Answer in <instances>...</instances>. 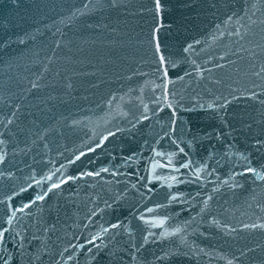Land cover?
Listing matches in <instances>:
<instances>
[{
  "label": "snow or ice",
  "instance_id": "snow-or-ice-1",
  "mask_svg": "<svg viewBox=\"0 0 264 264\" xmlns=\"http://www.w3.org/2000/svg\"><path fill=\"white\" fill-rule=\"evenodd\" d=\"M15 2L16 0H13V3ZM168 2L169 0H148L147 4L142 3L138 6V13L149 16L151 23L143 39L135 41L136 45L144 49V56L139 59L136 68L126 67L123 61L117 68L111 57L108 61H104L101 57L102 64L111 62L115 71H127L126 79L138 77L142 81L137 89H129V93L138 92L134 98L138 103L133 104L127 111L123 109L118 111L119 115L131 117L128 120L129 128L132 132L139 133L143 139V144L138 145V150L131 151L129 155L121 158L123 165L101 166L98 170L91 167L95 161L89 154L94 156L97 150L106 147L110 138H115L117 133L124 131L123 128L115 125H113L115 131L105 128L99 133H94V138H90L91 143L85 142L80 147L69 150L71 158L64 156L62 152H57L56 156L64 159V163H60L57 167L58 161L49 156L52 149L48 139V134L57 126L56 123L40 128L39 119H34L31 124L35 131L32 128L27 129V134L21 140L18 133L26 131L16 123L21 105L15 104L10 110L11 114L6 113L0 119V264H72L73 261L75 264H96L98 258L105 253L113 260H122L123 256L118 254H126L129 258L128 264H160L170 255L169 252L161 250V255L153 253L152 261L139 258L150 240L163 242L169 236L179 235L181 244L187 245V230L193 224H197L193 231H199V223L214 225L224 230L228 236L237 232V228L231 227L229 223H221L211 211L212 201L221 188L242 190L250 183L248 200L254 202L256 209L264 213V0H253L251 4H245L242 12L225 13V19L215 26V33L212 35L213 41L218 37L228 36L236 37L237 40L246 41L251 45L253 50L243 46L236 49L237 52L247 53L253 61L259 60V66L255 62L250 63L251 71L244 73V83L233 80L230 74L216 75L234 63L228 59L229 55H235L230 49L222 51L218 57L209 55L198 62L200 53H197L196 48L201 45V40L193 39L191 42H185L178 51L162 43L160 32L164 29L163 14ZM107 6L128 7L123 5L121 0H111ZM84 7L87 8V5ZM253 16L257 19H253ZM104 27L108 26L104 25ZM257 28L261 43L247 39L258 34ZM108 30L117 31L116 28ZM18 39L21 44L25 43L24 39ZM104 43L123 46L125 42L113 39ZM128 43L131 44L132 41L129 40ZM55 44L59 48L61 41L57 40ZM200 51L202 53L204 49L201 48ZM239 58L243 59V57ZM48 59L51 62L52 57ZM130 59L135 58L130 57ZM142 66H147L148 71H142ZM47 71L48 65H45L42 72ZM33 75L35 78L28 81L29 87L21 88V92L27 94L34 89L47 86L40 82L42 75ZM56 75L58 76L59 72ZM73 75L96 77V82L89 85L96 88L104 83L99 77L108 75V72L103 66H94L90 72H73ZM116 79L120 77L117 75ZM233 84L236 86L233 87ZM7 87L8 85L5 84L4 88ZM17 87L19 88V83ZM66 87L71 89V83L69 82ZM146 90L150 91V96L146 97ZM11 95L8 93L4 96L9 104H11ZM62 95L74 99L67 92ZM55 98L54 93L41 100V103ZM242 98L250 101L252 106L247 112L239 114L238 120L230 119L229 107L234 101ZM111 103L112 98L108 100V104ZM197 109L209 112L218 122L217 126L212 127L210 131L198 130L191 121L181 116V113H191ZM66 119L59 117L57 123ZM68 123L77 125L80 122L72 119ZM234 123H238L239 127H234ZM145 125L148 126L147 132L143 131ZM14 126L15 131H13ZM241 134L243 146L237 140ZM165 143L170 150H163ZM205 143L208 145L206 148ZM41 145L45 149L42 160L46 162L39 167L41 162L35 159L31 163L25 162L24 158ZM9 146L11 152L8 150ZM201 148L204 149L203 154ZM36 155L40 153L37 152ZM105 155L115 159L111 152ZM83 159H87V165L78 167L74 174L69 175L68 169L77 164L83 165ZM133 161L143 163V174H140L139 168L134 172H120V167H127ZM21 165L23 167H20ZM157 169H170L175 174L157 175ZM25 170L27 174H24ZM102 173L110 174L116 184L121 183L116 178L124 176L126 185L123 192L116 196V200L123 199L130 190L138 194V199L132 206V218L127 222L120 219L114 223L106 222V227L98 224L93 231L88 230L92 227L91 224L76 223L72 227L80 228V235L65 231L64 236L68 239L56 237V241H60L65 246L57 247L55 242L50 243L52 239L50 234L57 231L56 225L48 223L44 216V205L50 195L53 193L59 195L70 182L78 183L83 178L103 179ZM209 177H214V180L210 181ZM153 182H162L160 187L165 203H154L152 208L145 207L141 212L139 208L143 201L157 194ZM105 183L112 182L105 181ZM185 183L202 186L212 183L214 186L210 192L201 187L195 194L173 190L174 185ZM165 188L167 191H164ZM173 203L186 204L196 213L195 216H190L176 227L168 229L165 227V222L169 220V216L145 215L152 213L154 209L166 208ZM104 206L111 207L107 201L104 202ZM251 206L249 204V207ZM197 207H199L198 212ZM102 211L99 207L89 209L85 219L92 221ZM133 219L148 227L138 224L134 228ZM155 227L163 230L157 235L151 230ZM238 227L244 231L259 230L264 236V215L256 216L255 222L251 223L239 221ZM137 233L140 234L139 238ZM117 236L127 237L123 241V246H119V242L116 241ZM34 241L39 242L38 246H32ZM255 249L260 250L259 256L253 255ZM213 253L224 261V264H264V239L260 243H255L254 248L245 245L242 249L229 253L231 258L222 252H216L215 249L212 253H205L203 248L196 251L197 256ZM80 257H84L83 262Z\"/></svg>",
  "mask_w": 264,
  "mask_h": 264
},
{
  "label": "water",
  "instance_id": "water-1",
  "mask_svg": "<svg viewBox=\"0 0 264 264\" xmlns=\"http://www.w3.org/2000/svg\"><path fill=\"white\" fill-rule=\"evenodd\" d=\"M110 2L111 0H16L13 3V0H0V119L6 113L10 115V110L19 103L21 108L17 113L19 119L16 123L26 130L18 133L21 140L27 134V129L32 128L31 121L34 119H39L40 128L56 123L57 126L48 134V139L52 149L49 156L58 161L57 167L60 163H64L62 157L56 156L57 152H62L64 156L71 158L69 150H74L85 142L91 143L90 138H94V133H99L105 128L115 131V127H120L124 131L117 133L115 138H110L106 147L97 150L94 156L89 154L95 161L91 167L96 170L101 166L123 165L121 158L129 155L131 151L138 150V145L143 144L139 133H134L129 128L128 120L131 117L118 114L120 109L127 111L132 108L133 104L138 103L134 99L138 92L129 93V89H137L142 81L138 77H133L131 80L126 79L127 71H115L111 62L102 64L101 57L104 61H108L111 57L117 68L120 67L121 61L126 67L136 68L139 59L144 56V49L136 45L135 41L143 39L151 23L150 17L139 14L137 9L140 4H147L148 0H121V3L128 7L119 8L108 7ZM252 2L253 0H169L163 14L164 29L160 32L161 41L178 51L185 42H191L193 39L201 40V45L196 48L197 53H200L198 62L203 61L209 55L218 57L222 51L230 49L235 55H229L228 59L234 63L216 75L230 74L233 80L244 83V73L251 71L250 63L255 62L259 66V60L253 61L247 53L237 52L236 49L243 46L253 50L251 45L246 41L237 40L236 37L228 36L218 37L213 41L212 35L215 33V26L225 19V13L242 12L245 4ZM85 5L87 8L84 7ZM253 19L257 17L253 16ZM49 25L51 27H47ZM90 25L92 27H89ZM104 25L108 27L105 28ZM109 28H116L117 31L110 32ZM257 33L256 36H249L247 39L254 43H261L258 28ZM18 38L24 39L25 43L21 44ZM113 39L125 43L123 46L104 43V41ZM57 40L61 41L59 48L55 44ZM129 40L132 41L131 44L128 43ZM201 48L204 49L202 53ZM49 57H52L51 62ZM130 57L135 59H130ZM45 65H48L46 73L42 72ZM94 66H103L108 72V75L99 77L104 83L96 88L89 87L90 84L96 82V77L73 75V72H90ZM141 70L148 71V68L142 66ZM114 71L115 75H113ZM57 72H59L58 76ZM33 74L42 75L40 82L47 86L38 90L34 89L27 94L21 92V88L29 87L28 81L35 78ZM117 75L120 79H116ZM69 82L72 85L71 89L66 87ZM17 83H19V88ZM5 84L8 85L7 89L4 88ZM235 86L236 84H233V87ZM65 92L74 99L62 95ZM8 93L12 94L11 104L4 99ZM54 93L56 94L55 99L41 103V100H45ZM145 95L150 96V91L146 90ZM110 98H112V103L108 104ZM251 106V102L243 98L234 101L228 109L229 118L238 120L239 114L247 112ZM181 116L191 121L198 130L210 131L218 124L205 110L197 109L191 113H181ZM59 117L67 119L57 123ZM72 119L80 123L70 125L68 121ZM234 127H239L238 123H234ZM15 130L14 126L13 131ZM32 130L35 131L34 128ZM147 130L148 126L145 125L143 131L147 132ZM237 140L243 146L242 134L237 137ZM204 147L208 145L205 143ZM8 150L11 152V146ZM163 150H170L167 143ZM200 151L203 154L204 149L201 148ZM37 152L40 155H36ZM107 152H111L115 159L105 155ZM44 153L45 149L42 145L34 148L33 152L24 158L25 162L31 163L35 159L41 162L38 167L42 166L46 162L42 160ZM257 160L259 161L258 156ZM85 165H87V159H83V165L77 164L68 169V174H74L78 167ZM136 168H139L140 174H143L142 162H130L127 167L122 166L119 170L121 173L134 172ZM24 174H27L26 170ZM156 174L164 176L175 173H172L170 169H157ZM102 177L103 179L83 178L78 183L70 182L59 195L56 193L50 195L44 205V216L48 223L55 224L57 229L55 233L50 234L52 237L50 243L55 242L57 247L65 246L60 241H56L57 236L63 240L68 239L64 236L65 231L80 235L81 229L72 227L76 223L91 224L92 227L88 230L93 231L98 224L106 227V222L114 223L117 219L127 222L132 218V206L136 203L138 194L130 190L123 199L116 200V196L123 192L126 185L124 176L116 178L121 181L120 184H116L110 174L102 173ZM209 180L213 181L214 177H209ZM105 181L112 183L106 184ZM133 182H135L134 179ZM153 183L156 185L157 194L143 201L139 208L141 212L145 207L152 208L154 203H165L160 187L162 182ZM213 186L212 183L204 186L185 183L174 185L173 190L195 194L201 187L210 192ZM250 187L249 183L242 190L221 188L211 204V211L216 218L221 223H229L231 227L237 228L236 233L228 236L224 230L214 225L199 223V218H197L199 231H193L197 224H193L187 230V245L181 244L179 235L169 236L163 242L150 240L139 258L152 261L153 253L161 255V250H163L169 252L170 255L160 264H224V261L214 253L197 256L196 251L203 248L205 253H212L215 249L216 252L229 255L245 245L254 248L255 243H260L264 239L261 232L259 230L244 231L238 227L239 221L251 223L255 222L256 216L264 215L256 209L254 202L248 200ZM36 190L39 191V189ZM164 191L167 189L165 188ZM105 201L111 207L106 208ZM249 204L252 206L249 207ZM95 207L103 211L98 213L92 221L86 220L85 216L89 209ZM196 211H199V207ZM195 214L186 204L181 203H173L166 208L154 209L152 213H145L146 216L151 217L169 216V220L165 222V227L168 229L176 227ZM138 224L145 228L148 227L142 222L132 220L134 228ZM151 230L158 235L163 228L155 227ZM139 236L140 234L137 233L138 238ZM125 239H127L126 236H117L116 241L119 242V246H123ZM38 243L34 241L32 246L36 247ZM259 254L260 250L255 249L253 255L259 256ZM118 255H122L123 259L113 260L105 253L98 258L96 264H128L129 258L126 254ZM229 258H231L230 255ZM80 259L83 262L84 257ZM72 264H75V261Z\"/></svg>",
  "mask_w": 264,
  "mask_h": 264
}]
</instances>
